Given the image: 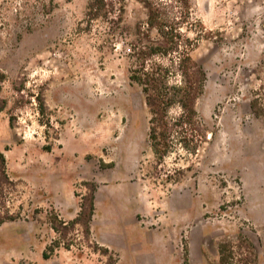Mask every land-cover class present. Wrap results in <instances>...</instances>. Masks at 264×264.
<instances>
[{
    "label": "rangeland",
    "instance_id": "374dc122",
    "mask_svg": "<svg viewBox=\"0 0 264 264\" xmlns=\"http://www.w3.org/2000/svg\"><path fill=\"white\" fill-rule=\"evenodd\" d=\"M47 1L0 0V264H213L239 235L264 264V0H191L206 142L162 163L119 35L141 6L122 23ZM91 191L90 239L77 226L56 247L50 218L70 222Z\"/></svg>",
    "mask_w": 264,
    "mask_h": 264
},
{
    "label": "trees",
    "instance_id": "16d2710c",
    "mask_svg": "<svg viewBox=\"0 0 264 264\" xmlns=\"http://www.w3.org/2000/svg\"><path fill=\"white\" fill-rule=\"evenodd\" d=\"M130 0H88L86 15L90 21L98 17L110 21L124 22L127 2ZM144 11V20L133 26L123 24L119 35L128 45L132 63L129 79L139 87L147 107V140L157 161L179 151L195 156L206 142V129L202 124L196 103L202 96L206 80L203 68L191 54L197 44L196 27L203 29L199 22H192L191 0H134ZM51 5L53 0H48ZM43 3V7H46ZM194 33L190 37L189 33ZM4 81L0 74V87ZM257 100L250 102L251 109L260 114ZM6 101L0 99V111ZM12 119H10V124ZM46 151L51 147L47 146ZM95 196L91 191L79 206L77 216L64 222L58 216L50 218L51 228L60 238L56 247L70 249L66 232L80 227L86 240L90 239V222L95 211ZM62 240V241H61ZM108 253V249H104ZM54 252L43 253L48 259ZM218 258L213 264H256L253 246L239 235L236 241L225 240L217 246Z\"/></svg>",
    "mask_w": 264,
    "mask_h": 264
}]
</instances>
